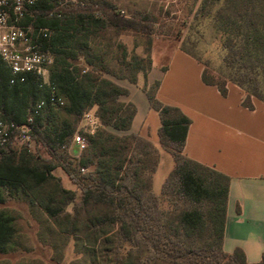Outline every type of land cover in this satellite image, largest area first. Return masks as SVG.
I'll return each instance as SVG.
<instances>
[{"label":"trees","instance_id":"obj_1","mask_svg":"<svg viewBox=\"0 0 264 264\" xmlns=\"http://www.w3.org/2000/svg\"><path fill=\"white\" fill-rule=\"evenodd\" d=\"M196 16L210 18L223 51L219 65L212 66L181 45L203 65L202 80L223 95L228 83L238 85L244 91L242 104L250 109L253 98L264 103V0H201ZM27 21L47 28L38 39L54 58L49 82L27 73L24 81L10 83L11 73L0 60L4 116L21 124L33 115L30 135L43 138L81 195L76 202V191L53 173L55 164L39 163L26 152L16 158L6 153L9 144L0 149V205L7 196L29 197L44 218L39 236L45 235L41 239L57 260L73 239L77 256L71 264H264V256L248 262L241 247L231 253L223 249L230 176L183 152L190 118L157 98L159 80L149 85L153 17L144 11L127 16L110 0H90L76 8H58L46 0L31 9ZM128 29L147 37L143 54L129 53L113 40ZM105 73L135 84L139 74L144 77L142 89L160 116L159 141L170 144L173 158L159 193L152 181L160 158L156 144L136 132L118 135L107 129L129 130L136 105L120 101L129 89ZM52 90L64 104L47 103L35 113L36 102ZM58 109L75 117L94 109L101 127L86 134L87 146L78 157L63 150L75 128L54 119ZM81 168L89 170L82 173ZM16 221L0 208V254L19 247Z\"/></svg>","mask_w":264,"mask_h":264},{"label":"crops","instance_id":"obj_2","mask_svg":"<svg viewBox=\"0 0 264 264\" xmlns=\"http://www.w3.org/2000/svg\"><path fill=\"white\" fill-rule=\"evenodd\" d=\"M153 60L152 47L148 82L160 81L157 98L191 120L183 152L230 176L223 249L231 253L241 247L248 262L260 261L264 256V103L253 98L250 109L242 104L244 91L238 85L228 83L223 95L215 85L206 84L203 65L180 47H175L160 73ZM120 85L129 89V100L136 105L131 131L157 135L160 116L147 95L138 105L130 86Z\"/></svg>","mask_w":264,"mask_h":264},{"label":"rangeland","instance_id":"obj_3","mask_svg":"<svg viewBox=\"0 0 264 264\" xmlns=\"http://www.w3.org/2000/svg\"><path fill=\"white\" fill-rule=\"evenodd\" d=\"M121 13L129 16L134 11H144L150 14L155 23V33L153 34V61L156 67V72L160 73V70H164L170 60L171 54L175 47H181L184 45L186 48L194 52L202 61L210 60L212 66H218L223 54L220 48V36L214 32L211 26V20L207 17L196 16V11L201 3V0H110ZM90 3V0H75L67 2L63 8H76L79 5L86 6ZM111 34L112 32L109 31ZM109 32L106 34L109 36ZM113 40L124 44L129 53L143 54L146 46L147 37L140 32L132 30H123L117 35L113 36ZM106 44L107 41H102ZM116 51L112 49L111 54ZM52 65L49 66L51 68ZM104 76L109 78L120 85L125 83L130 86L133 99L142 104V101L146 100V94L142 90L144 84V77L139 74L138 83H132L128 79L118 78L110 73H105ZM149 83L152 86L155 82ZM122 86V85H121ZM120 101H129L128 96H121ZM94 111V109H92ZM56 121L71 123L75 128V132H81L86 137L87 133H94L101 127L99 123H96L94 128L88 125H84L85 121H82V116L75 117L67 114L61 109L55 111ZM108 130L118 135H126L131 133L129 130H117L112 126L107 127ZM159 131V129H158ZM154 137L144 136L152 140L155 144L159 155V162L153 173V189L159 193L162 188L163 181L168 175L169 171L173 167V158L170 154V144L160 143L159 132ZM63 150L67 151L68 156L78 157L83 150H79L72 142V137L66 144ZM8 151L18 158L23 152L30 154L39 163H51L55 164L54 174L61 178L62 185L66 188L75 190L77 193L76 202L79 201L81 195V189L71 181L65 171L57 165V160L52 153L50 147L44 142L40 136L32 137L29 139L14 138L9 145ZM88 168H85L82 173L87 172ZM30 198L27 196L10 197L7 196L5 203L0 205V208L15 215L18 237L17 247L15 250L0 254V264H71L76 258L75 249L73 246V239L70 238L64 249V255L62 260H57L55 252L49 246L43 243L39 232L42 229L45 230L44 218L42 213L37 207H33L30 204ZM73 204L67 206V210L72 211ZM58 243L61 242L58 238ZM109 258L112 260L114 257ZM107 264V262L105 263ZM108 264H112L111 261Z\"/></svg>","mask_w":264,"mask_h":264},{"label":"built area","instance_id":"obj_4","mask_svg":"<svg viewBox=\"0 0 264 264\" xmlns=\"http://www.w3.org/2000/svg\"><path fill=\"white\" fill-rule=\"evenodd\" d=\"M44 1L46 0H0V60L11 73L10 83H15L18 79L24 81L27 73L35 74L43 83L49 82V66L54 58L38 39V35L45 33L47 28H36L27 21L31 9ZM48 1L61 8L67 2L75 0ZM47 103L53 106L63 105L64 99L52 90L47 99L36 102L34 112L38 113ZM82 121H85L84 125L94 128L97 123L94 111H84ZM33 122V115L28 116L21 124L7 119L3 104L0 103V149L6 148L14 138L29 139ZM72 142L79 150H84L87 146L86 137L81 132L73 134ZM84 169L81 168L82 171Z\"/></svg>","mask_w":264,"mask_h":264}]
</instances>
